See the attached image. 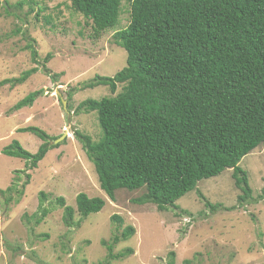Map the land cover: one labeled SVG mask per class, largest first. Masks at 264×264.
I'll list each match as a JSON object with an SVG mask.
<instances>
[{"label": "trees", "instance_id": "trees-1", "mask_svg": "<svg viewBox=\"0 0 264 264\" xmlns=\"http://www.w3.org/2000/svg\"><path fill=\"white\" fill-rule=\"evenodd\" d=\"M122 2L129 3L130 20L115 30L113 41L126 51V65L112 76L95 75L83 83L81 89L107 86L112 95L82 100L75 108L77 113L97 114V140L78 130L74 136L93 164L100 189L113 201L118 189L144 188L133 202L153 203L166 211L176 208V201L195 190L199 180L229 168L242 192L239 199L249 198L252 189L239 161L264 143V0H70V6L90 21L98 38L117 24ZM3 7L7 12L11 8L7 1ZM26 48L38 64L32 42ZM45 62L42 72L51 76ZM38 70L35 66L18 77L4 78L0 86L22 84ZM118 84L121 89L116 92ZM41 91L26 94L14 109L31 106ZM16 130L42 141L35 152L17 139L1 149L6 156L23 159L26 170L36 168L49 149L59 146L50 142L57 137L37 126ZM17 172L26 179L20 188L14 182L0 189L5 203L17 202L31 177ZM197 194L204 198L200 191ZM38 195L37 211L27 217L35 225L51 211L44 205L47 194ZM54 203L62 209V223L71 228L100 211L105 200L79 192L74 207L63 196H56ZM75 213L80 216L77 221ZM110 220L117 226L110 241L101 240L106 264L132 252L112 249L135 232L132 225L118 230V214ZM174 254L168 252L167 264H174Z\"/></svg>", "mask_w": 264, "mask_h": 264}, {"label": "rangeland", "instance_id": "rangeland-1", "mask_svg": "<svg viewBox=\"0 0 264 264\" xmlns=\"http://www.w3.org/2000/svg\"><path fill=\"white\" fill-rule=\"evenodd\" d=\"M5 1L11 6L9 12L3 7ZM129 20V3L122 2L117 24L95 38L90 21L71 8L70 0H0V80L39 68L22 84L0 86V189L14 182L20 188L26 177L17 170L31 175L17 202L5 203L0 194V264H106L101 240L110 241L116 232L117 223L110 220L113 214L122 218L119 231L132 225L135 232L112 249L132 252L109 264H167L170 251L175 253L174 264H185L186 259L188 264H264V143L239 161L252 189L244 200L239 199L242 192L229 168L199 180L196 191L187 192L176 201V208L166 211L153 203L133 202L144 188L118 189L113 201L100 189L93 164L74 136L78 130L97 140V114L77 113L75 108L82 100L112 95L107 86L81 89V85L95 75L112 76L126 65V51L114 43L113 33ZM28 42L36 49L38 64L31 59ZM43 62L51 76L42 72ZM120 89L118 84L116 92ZM36 90L42 91L31 106L14 109L18 100ZM28 125L56 139L64 135L56 143L50 141L59 146L49 149L31 170H26L23 159L1 153L12 139L36 151L42 141L16 130ZM39 191L47 194L44 205L51 211L35 225L27 217L37 211ZM79 192L102 197L105 204L79 226L68 228L54 201L63 196L74 207ZM79 217L75 213L74 221Z\"/></svg>", "mask_w": 264, "mask_h": 264}, {"label": "water", "instance_id": "water-1", "mask_svg": "<svg viewBox=\"0 0 264 264\" xmlns=\"http://www.w3.org/2000/svg\"><path fill=\"white\" fill-rule=\"evenodd\" d=\"M62 106L64 109H66V102L65 100H61ZM64 137V135H61L58 139H56L53 143L58 142L59 140H61Z\"/></svg>", "mask_w": 264, "mask_h": 264}]
</instances>
